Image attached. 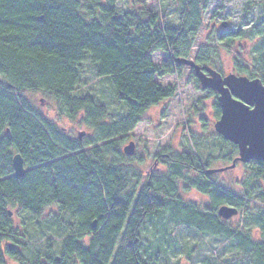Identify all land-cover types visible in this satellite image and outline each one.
<instances>
[{
	"label": "trees",
	"instance_id": "trees-1",
	"mask_svg": "<svg viewBox=\"0 0 264 264\" xmlns=\"http://www.w3.org/2000/svg\"><path fill=\"white\" fill-rule=\"evenodd\" d=\"M117 2L0 0V264H168L165 256L177 245L172 232L155 251L140 247L146 219L158 213L166 214L172 230L219 239L234 252L220 262L213 253L200 264H264V241L243 227L254 226L264 237L263 163L236 164L247 177L236 192L215 179L222 173L207 174L231 165L238 155L216 133L212 138L221 145L216 156L207 135L191 133V147L157 153L153 162L160 169L145 176L135 166L144 161L135 153L123 154L126 136L144 121L146 111L176 95L156 80L188 69L176 59L194 58L222 73L213 67L209 46L191 53L212 0H157L156 11L136 3L123 11ZM171 14L178 18L174 25H169ZM247 16L235 30L217 33L215 41L226 46L254 41L247 66L234 58L233 72L264 85V19L251 23ZM156 53L164 55L158 65L152 61ZM85 61L93 78L106 80L123 106L115 119L86 91ZM190 75L200 90L193 71ZM28 92L40 93L70 122L81 113V123L94 133L80 140L69 137L36 110ZM212 101L217 120L220 108ZM15 154L24 162L22 178L14 176ZM180 191H195L209 203L201 207ZM222 206L242 215L236 226L218 216ZM53 207L69 220L52 215L44 225L42 215ZM15 212L26 215L41 237L19 233L23 228L14 227ZM52 230L58 241L47 234ZM196 255L192 250L190 257Z\"/></svg>",
	"mask_w": 264,
	"mask_h": 264
},
{
	"label": "rangeland",
	"instance_id": "rangeland-1",
	"mask_svg": "<svg viewBox=\"0 0 264 264\" xmlns=\"http://www.w3.org/2000/svg\"><path fill=\"white\" fill-rule=\"evenodd\" d=\"M117 1L118 9L123 11L131 7L133 3L138 4V6L146 5L154 11L158 10L157 0ZM247 2L251 4L248 5L245 10L244 6ZM244 13H247V20L251 23L257 18L264 19V0H212L207 14L205 15L203 25L196 36L194 47L191 50L192 56L195 55L202 46L205 48L209 46L207 49L213 50L212 54L215 56L213 67H215L216 70L220 68L223 72H226V70L233 71L232 61L234 58L242 65L247 66L245 62H249V54L253 50L254 41L237 40L232 46L219 44L215 41V35L217 33L235 30L241 22ZM177 19V17L171 14L169 17V25L176 24L178 22ZM163 58V54L156 53L153 55L152 61L155 65H158ZM192 60H194V58H192ZM89 65L87 61L83 63L84 78L89 81L86 91L91 94V97L98 105H105L107 115L115 119L123 112V106L115 100L113 91L106 80L103 81V79L99 80L93 78ZM156 80L162 88H174L176 90V95L170 100H164L159 105L150 107L146 111L144 121L126 136L128 141H125L124 144V146H126L129 141L135 143L136 157L144 161L143 165H137L136 161L135 166L142 172L143 176H145L150 170V167H152L154 163L153 157L165 148L171 147L173 150L179 151L180 149L184 150L185 145L186 147H191L192 143L189 141L191 133L195 135H207V144L209 147L213 146L212 155L214 156L217 155L218 148L221 146L218 140L212 138V134L215 133L213 124L216 121L213 118V111L211 108V103L213 101L193 83L189 68L184 69L180 76H164ZM26 96L31 100L37 111L47 120L54 122L57 127L69 137L77 139L78 134L83 132L84 135L82 139H85L90 138L94 133L81 123V113L75 121L70 122L67 118L58 113V109L55 107L54 103L50 102L40 93L28 92ZM202 117L206 123L201 120ZM205 124L206 127L204 126ZM153 169L159 170L160 167L156 165ZM245 171L246 170L241 166L236 165L231 171L216 174L215 179L218 183L224 184L238 192L239 187L237 184L247 178L246 175L243 174ZM223 180H226V184L222 182ZM234 183H236V185H234ZM262 186L264 187V181L262 182ZM180 196L187 201L195 202L201 207L209 203L207 198L195 191L187 193L180 191ZM52 215H57L62 218L63 221L69 220L61 216L58 210L53 207L44 212L42 215L44 221L41 222H43L44 225H48ZM25 216L24 214L15 212L12 219L14 227H18L22 224L23 229L20 230L19 233L29 236L36 234L40 238V231L33 230L29 222L25 219ZM241 217L242 215L238 214L230 218L228 223L236 226L241 221ZM166 218L167 216L165 213H158L153 218L146 219L140 233V247L143 252L149 246H154L153 249L155 251L158 246L163 245L167 235L172 232L173 237L177 240V245L171 248L168 255L165 256L168 264H200L201 260L209 259L213 253H215V260L220 262L226 256H229V254L234 253L231 248H227L228 246L224 245L219 239H213L209 236L185 231L181 228L172 230ZM243 227L250 229L254 239H262L264 241V237L261 236V231L259 229L251 225ZM44 229L45 228H43V230ZM47 234L55 238L56 241L59 240L54 235L53 230L52 233L50 232ZM192 250L197 253L194 257H190Z\"/></svg>",
	"mask_w": 264,
	"mask_h": 264
},
{
	"label": "water",
	"instance_id": "water-1",
	"mask_svg": "<svg viewBox=\"0 0 264 264\" xmlns=\"http://www.w3.org/2000/svg\"><path fill=\"white\" fill-rule=\"evenodd\" d=\"M178 65L188 67L193 71L195 78L198 81L201 91H211L217 95V102L220 108V117L215 121L213 128L217 135L225 141L234 145L238 150L237 157L232 161V164L219 169L208 170L207 174L223 173L235 168L237 163L247 164L251 161L264 164V144L261 142V133L257 127L253 134L242 133V122L239 114L233 109L234 94L227 87L225 82L229 84L239 83L252 85L257 90L264 89V85L258 78L249 79L246 76H238L234 73H228L222 76L214 69L207 66H199L190 59H176ZM84 135L83 132L78 134L80 140ZM251 141V142H250ZM255 145V146H254ZM135 143L130 141L123 148V154L132 156L135 153ZM12 168L14 176L22 178L25 175L24 162L19 154H15L12 158ZM237 209L233 207L222 206L217 210V214L223 220H229L236 216ZM11 216V212H9Z\"/></svg>",
	"mask_w": 264,
	"mask_h": 264
},
{
	"label": "snow or ice",
	"instance_id": "snow-or-ice-1",
	"mask_svg": "<svg viewBox=\"0 0 264 264\" xmlns=\"http://www.w3.org/2000/svg\"><path fill=\"white\" fill-rule=\"evenodd\" d=\"M225 83L234 94L232 110L236 111L241 119L242 128L240 131L253 134L258 127L261 133V142L264 144V89L257 90L248 84Z\"/></svg>",
	"mask_w": 264,
	"mask_h": 264
},
{
	"label": "flooded vegetation",
	"instance_id": "flooded-vegetation-1",
	"mask_svg": "<svg viewBox=\"0 0 264 264\" xmlns=\"http://www.w3.org/2000/svg\"><path fill=\"white\" fill-rule=\"evenodd\" d=\"M198 65V64H197ZM199 66H201V67H203V66H205V65H199ZM208 67V66H207ZM213 69V68H212ZM190 70V69H189ZM190 71H192V70H190ZM218 72V71H217ZM219 73V72H218ZM228 73H234L233 71H230V70H226V72H223L222 71V73H221V75L222 76H225L226 74H228ZM215 94V93H214ZM209 98H212V100L213 99H216L217 100V95L215 94V96H210ZM153 163V162H152ZM156 165H157V163L156 162H154L153 164H152V167H150V170L149 171H151L153 168H155L156 167ZM147 175V174H146Z\"/></svg>",
	"mask_w": 264,
	"mask_h": 264
}]
</instances>
